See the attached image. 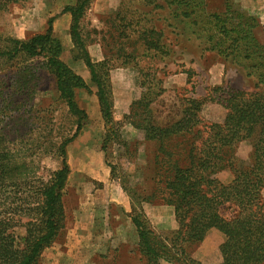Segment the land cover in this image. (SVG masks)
Instances as JSON below:
<instances>
[{"label": "trees", "instance_id": "1", "mask_svg": "<svg viewBox=\"0 0 264 264\" xmlns=\"http://www.w3.org/2000/svg\"><path fill=\"white\" fill-rule=\"evenodd\" d=\"M16 1L0 0V10ZM92 2L75 0L47 19L44 32L24 40L10 39L9 47H0V58L12 59L17 54L43 57L60 99L76 118L73 135L59 147L60 168L45 178L34 174L29 177L22 169L26 163L5 147L0 133V200L5 195L16 197L21 204L11 212L26 218L24 236L18 242L11 218L3 215L8 212L1 211L0 264H37L44 249L64 228L62 194L69 174L65 148L87 119L76 101V92L88 91L89 87L60 57L62 46L53 34V22L62 14L70 15L71 60L83 62L96 89L106 130L102 150L116 140L124 143L119 137L123 123L143 131V139L156 148L152 157L154 185L143 189L139 203L132 200L136 250L144 264H201L191 251L210 229L224 236L215 264H264V39L259 36L262 25L258 16L233 0H222L216 7H211L208 0H121L118 10L110 15V23L117 30V37L131 41L135 49L132 55L117 56L114 62L136 71L140 89L121 122L113 118V64L107 57L93 61L82 34L81 21ZM137 5L149 10L141 12ZM148 15L162 22V27L152 25ZM183 40L196 42L201 58L211 53L252 82L249 90L226 85L209 88L217 96V100H212L226 110L221 123L203 122V101L187 96L186 88L178 95L180 111L176 120L162 123L154 116L152 105L163 92L162 77L155 64L168 58L172 43ZM185 72L188 83L192 72ZM189 90L192 93L193 87ZM242 141L251 146L245 166L237 164L233 151ZM107 166L112 175L113 166ZM225 169L233 175L227 184L216 178ZM122 189L126 191L124 186ZM154 198L173 207L177 223L175 230L162 233L163 236L150 226L140 209L142 202L155 203Z\"/></svg>", "mask_w": 264, "mask_h": 264}, {"label": "rangeland", "instance_id": "2", "mask_svg": "<svg viewBox=\"0 0 264 264\" xmlns=\"http://www.w3.org/2000/svg\"><path fill=\"white\" fill-rule=\"evenodd\" d=\"M208 1L211 7H216L222 0ZM73 2L74 0H17L8 3L4 10H0V47H9L10 39L24 40L44 32L47 19ZM137 7L141 12L149 10L140 5ZM256 9V12L252 13L261 16L264 11V1L260 2ZM148 17L153 25L151 15ZM110 20L111 17L107 14L92 12L85 14L81 27L87 48L95 62L99 58L110 59V63L113 64L112 74H110L117 93L121 91L119 85L122 78L117 72L120 73L123 69L126 71L125 77L131 83L130 85L134 82L133 91L138 95L140 89L136 85V71L130 66L124 67L114 62L117 56L132 55L135 46L131 41H124L117 37V30ZM58 31V34L55 32L53 34L61 41V59L80 75L89 87L88 91L76 92V101L85 110L87 119L84 120V126L75 139L65 148L69 174L62 194L65 210L64 228L52 245L44 249L37 264H72V261L66 257L65 242L68 229L74 219V211L79 207L81 199L96 198L106 207L110 205V199L117 198L116 193L123 190L124 186L126 191L123 192L131 201L139 203L143 189L148 190L154 185L151 179L154 176L152 157L156 153V148L154 143L143 139V131L137 130L136 138L128 142L122 140L120 127L119 137L124 143H118L116 140V142L108 143L105 151L102 150L106 130L95 95L96 89L89 81L86 67V70H82L81 66L76 64L79 62V65H82L83 62L71 60V42L69 48L64 50L63 33L60 29ZM259 36L262 40L264 39L263 27ZM183 49L191 54L179 56ZM170 50H172L170 59L168 57L155 64L159 71L158 76L172 75L183 69L190 70L191 78L188 83L186 82L187 96H194L203 101L200 111L203 122L221 123L226 110L221 103L215 101L217 96L210 93L209 88L212 86H209L207 73L201 68V61H196L192 57V53L197 51L196 42L183 40L180 44L172 43ZM224 67L223 77L227 82L222 84L223 87L226 85L233 89H251V80H248L240 70L227 64ZM190 86L195 93L190 92ZM154 107L157 110L154 116L158 122L162 123L180 111L179 104L176 109V100L172 95L164 97ZM119 121L123 122V120ZM75 123L76 118L70 115L56 91L54 77L47 69L43 57L30 58L17 54L12 59L0 58V133L4 136L5 147L16 159L26 163L22 169H26L29 177H33L34 174L45 178L48 173L60 168L59 147L63 141L73 135ZM234 148V156L238 158L237 164L247 165L251 151L250 143L242 141ZM107 164L113 166L112 175ZM224 171L229 172L225 177L226 180L231 176L233 178L231 170ZM8 197L5 195L1 198L0 213L8 212H3V215H9L8 217L11 218L12 231L20 242L21 237L24 236L26 218L11 212L21 203L12 195ZM262 197L264 199V188ZM32 201L30 200V204L33 203ZM154 202L161 204L158 198H154ZM155 231L157 234H166L165 232L171 230ZM218 241L215 236L208 237L206 241L204 238L191 251L192 257L201 264L217 263V248L223 242L218 243ZM51 247L54 248L51 249ZM86 250L87 253L80 255L74 264H131L135 252V249H116L115 253L96 254L89 258V249ZM137 255L139 254L135 253L136 257ZM139 264H144L141 258Z\"/></svg>", "mask_w": 264, "mask_h": 264}, {"label": "crops", "instance_id": "3", "mask_svg": "<svg viewBox=\"0 0 264 264\" xmlns=\"http://www.w3.org/2000/svg\"><path fill=\"white\" fill-rule=\"evenodd\" d=\"M233 1L250 12H256L255 10H257L256 8H258L260 2L264 0ZM74 2L71 4H74ZM120 2L121 0H93L87 12H92L93 14L111 15L118 10ZM159 14H162V12H159ZM258 18L264 29V11ZM152 21L157 29L162 27V22H158L156 18L155 20L152 19ZM69 25V14H62L58 16L53 22V32L58 34V29H60L63 33V36H61L63 39L62 43L64 50L69 48V44L71 42L68 34ZM188 53L191 54L189 51H185L183 49L179 53V56L188 55ZM171 54L168 56V59H170ZM192 55L196 61H201V68L205 73H207L209 86H219L227 82L225 77H223L225 64L221 60L211 53L206 54L201 58V54L199 53L198 49L197 51L195 50ZM100 60H102V58L96 59V62ZM76 64L81 66L82 70H86L83 64L79 65V62ZM186 70L188 69L179 70L177 73H173L172 75H167L161 78V88L163 89V92L152 105L154 115L157 111L154 106L167 96L170 97L172 95L175 98L177 109V97L179 94L185 92L184 90L187 87ZM125 72L126 71L123 69L120 70V73L117 72V74L122 77L119 85V88L122 92L120 91V93H117V89L115 88L116 86L114 87V80L111 75L112 73L110 71V81L113 94V118L116 121L122 120L123 117L129 113L132 101L139 95L133 91V85L135 87V84L133 82V85H130L131 83L129 80H127V77H125ZM192 93H195V91ZM178 116V114L174 115L173 117L168 116L170 118L164 123L172 122L173 120H176ZM136 132L137 129L128 123H123L121 126V135L122 140L124 141L129 142L134 140V138H136ZM228 174L229 172L223 170L216 175V178L220 182L226 184L232 179V176L231 178H227V180L225 179L226 175L228 176ZM116 196L117 198L109 200L110 205L107 203L108 206L106 207L97 201L96 198L80 200L81 203L79 204V207L74 211V219L72 221V225H70L68 229L69 231L65 242V249H67L66 257L72 261V264L76 262L80 255L87 253L86 249H89V258L95 256L96 254L115 253L114 251L116 249H135L131 264H139L140 256H135V253H137V233L133 223L131 222L132 210L133 206L135 207V205H133V202L129 196L123 192V190H120L119 193L117 192ZM140 209L154 230H175L177 228L173 207L164 204L161 205L151 202H142L140 204ZM210 236L217 237L219 240L218 243H221L224 240V236L216 229L208 230L205 235V241ZM53 248L54 247H51V249Z\"/></svg>", "mask_w": 264, "mask_h": 264}]
</instances>
